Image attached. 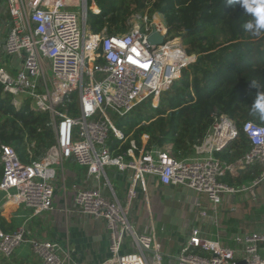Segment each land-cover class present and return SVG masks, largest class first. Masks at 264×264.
<instances>
[{"label":"built area","instance_id":"obj_1","mask_svg":"<svg viewBox=\"0 0 264 264\" xmlns=\"http://www.w3.org/2000/svg\"><path fill=\"white\" fill-rule=\"evenodd\" d=\"M3 1L8 18L5 32L0 31V85L16 107L28 101L33 110L48 114L55 145L27 164L11 147L0 145V209L13 202L31 211V218L53 211L57 170L67 161L96 180L106 179L105 168L131 171V195L133 188L145 190L146 177H152L163 188L184 187L205 198L206 204L194 199L195 224L186 225L187 238L177 255H167L171 264H264L260 251L264 232L239 230L231 237L232 248L218 236L223 233L220 215L234 211L236 195L248 194L255 201L256 188L264 183V124L242 125L250 149L233 164L214 156L237 135L234 122L225 116L186 158H174L170 145L145 150L132 141L123 154L111 151L113 139L125 140L112 117L125 118L144 103L158 108L162 93L195 62L179 37L168 33L163 45L151 46L147 39L152 30L164 35L168 28L150 22L147 15L140 18V25L129 23L124 33L109 36L104 29L93 34L87 21L90 12H100L92 8L94 0L90 6L88 0ZM69 105L74 106V116ZM225 121L232 125L231 136L216 143L212 140L216 127ZM146 141L144 136L143 144ZM253 166L261 170L253 182L239 187L223 182L227 174L238 175ZM74 209L105 224L108 257L100 264H150L149 256L151 264H162L155 227L143 222L131 225L125 209L116 200L105 199L100 189L76 191ZM198 223L215 228V239L206 237ZM24 244L40 264H80L68 246L31 235L25 225L12 233L0 230V258L8 264Z\"/></svg>","mask_w":264,"mask_h":264},{"label":"trees","instance_id":"obj_2","mask_svg":"<svg viewBox=\"0 0 264 264\" xmlns=\"http://www.w3.org/2000/svg\"><path fill=\"white\" fill-rule=\"evenodd\" d=\"M94 3L100 12H90L87 21L93 34L104 29L109 36L124 33L130 27V16L150 6L149 17L154 13L162 15L171 38H181L187 54L196 56L180 79L162 93L158 108L144 103L153 115L140 113L142 104L116 123L125 140L113 139L111 151L123 154L132 141L137 149L144 145L145 150L170 145L174 158H186L225 116L234 122L237 135L215 151L214 156L226 164L240 160L250 149L242 125L248 121L264 124L252 115L257 90L249 88L255 80L260 85L258 91L264 93V36L254 37L244 30L243 24L252 17L240 4L230 6L227 0H94ZM96 6H92L94 11ZM12 102L0 85V145L11 147L19 160L27 164L43 157L55 145V132L48 114L33 110L28 101L18 108ZM68 110L74 116V106L69 105ZM260 173V168L253 166L236 176L227 174L223 182L243 186ZM1 176L0 166V179ZM13 207L11 203L5 208L10 211ZM0 230L12 232L1 212ZM1 264L8 263L2 260Z\"/></svg>","mask_w":264,"mask_h":264},{"label":"crops","instance_id":"obj_3","mask_svg":"<svg viewBox=\"0 0 264 264\" xmlns=\"http://www.w3.org/2000/svg\"><path fill=\"white\" fill-rule=\"evenodd\" d=\"M8 18L4 9V1L0 0V31H4V23ZM4 35V34H2ZM170 147V146H168ZM106 179L96 180L87 175L85 169L76 167L71 161H67L57 170V178L54 181V210L38 217L31 218L30 213L21 205L14 204L16 211L9 216L8 224L12 226V232L22 225L31 235L44 240H54L63 247L68 246L72 251L74 261L80 264H100L108 257V235L105 224L88 217L81 216L74 209L75 192L81 189H100L101 195L109 200H116L126 211L128 222L137 227L139 223H151L156 230V244L160 246L162 264H171L170 258H174L184 245L187 238L186 225L195 224L196 215L192 206L193 201L199 195L184 187L163 188L155 178L146 177V189L133 188L132 172L119 173L114 168H105ZM236 176V175H235ZM109 183V186L107 185ZM107 185L104 189L103 186ZM60 192V194L58 193ZM193 194V200L185 205L184 193ZM248 195L239 196L237 210L231 216L220 215V225L223 233L209 225L198 223L206 237L215 239V235L222 237L223 245L232 248L231 237L239 230L248 232H264V183L256 188L255 201H250ZM1 198V197H0ZM199 198V197H198ZM248 199V200H247ZM201 204H206L200 199ZM245 203H248L246 205ZM228 211H223L222 213ZM245 217L240 220V216ZM221 213V214H222ZM5 220L7 218L2 214ZM233 222L239 227L229 228L223 222ZM243 224V225H241ZM228 228V230H226ZM162 234L161 242L158 241L157 231ZM220 230V232H222ZM11 232V233H12ZM169 232L168 234H165ZM226 233V235H225ZM164 248V250H161ZM261 254L264 255V244L260 245ZM28 245L24 244L14 254L16 259L32 260L40 264L39 259L31 255Z\"/></svg>","mask_w":264,"mask_h":264},{"label":"rangeland","instance_id":"obj_4","mask_svg":"<svg viewBox=\"0 0 264 264\" xmlns=\"http://www.w3.org/2000/svg\"><path fill=\"white\" fill-rule=\"evenodd\" d=\"M91 2H92V0H88V6H90V4H91ZM94 5L96 6V4L94 3ZM97 7V6H96ZM150 9H151V7L150 6H147L146 8H145V10L144 11H142V12H140V13H135V14H133V15H131L130 16V18L128 19V23H130L131 25H140V24H142L143 22H142V20H140V18H142L143 17V19H144V16L145 15H147L148 16V18H150L149 19V21L150 22H155V23H162V24H165L164 23V18L162 17V15H160L159 13H154V14H152V16L151 17H149V11H150ZM97 11H99V8L97 7ZM154 18H155V20H154ZM157 19V20H156ZM181 40V38H179V41ZM181 42H182V40H181ZM49 77L51 78L52 77V74L49 72ZM13 103V102H12ZM19 106L17 105V108H18ZM139 110H141V112L140 113H143V112H150V114H154L153 113V111L152 110H150L149 109V106H148V104H144V105H142L141 107H139ZM138 118H139V116L137 117V120H138ZM120 119L119 118H114V117H112V122L116 125V123L119 121ZM123 125V124H122ZM124 126V125H123ZM109 136H111V134L109 133ZM235 187H239V186H235ZM58 193L60 194V192L58 191ZM248 195V194H247ZM239 196H244V194H242V193H239V194H237L236 195V201H237V198L239 197ZM249 196V195H248ZM193 197H195L193 194H190V193H187V192H185L184 193V197H183V199L185 200V205L187 206V205H189L188 203L189 202H191L192 200H193ZM202 201H205V198L204 197H202V196H198ZM247 197V196H246ZM250 201H252L253 202V200H252V198L249 196V197H247ZM247 199V200H248ZM238 203L239 202H236V204H235V209L237 210V206H238ZM246 205H248V203H245ZM234 209V211H236ZM14 211H16V207H13V209H11L10 211H8L6 208H1L0 209V212L7 218V222H8V219H11V217H9V216H12V215H14ZM228 212L226 213H222L221 215L223 216V217H225V216H231L232 214H234L235 212H233V211H230V210H227ZM26 213H30L31 214V211H29V210H26ZM243 216H241V215H239L240 216V220L242 219V218H244L245 217V215H244V212H243V214H242ZM223 225H225V226H227V227H229V228H231L232 226V228H234V227H239V224H236L235 225V223H233V222H230V221H228V222H223ZM241 225H243V224H241ZM226 230H228V228L226 229ZM169 232H167V233H165V234H168ZM157 236H158V241L159 242H161V239H162V234L159 232V229H158V231H157ZM128 242V240H126V243ZM161 250H164V248H162ZM194 253H196L197 254V252L196 251H194ZM15 254V253H14ZM33 257H35L33 254H31ZM10 262V264H20L21 262H19V260L18 259H16L15 257H14V255H13V257L11 258V260L9 261ZM38 262V261H37ZM37 262H35L34 260H32L31 261V263L30 264H39V263H37ZM2 263V259L0 258V264ZM149 263L151 264L152 263V258H151V256H149Z\"/></svg>","mask_w":264,"mask_h":264},{"label":"clouds","instance_id":"obj_5","mask_svg":"<svg viewBox=\"0 0 264 264\" xmlns=\"http://www.w3.org/2000/svg\"><path fill=\"white\" fill-rule=\"evenodd\" d=\"M227 2L230 6L240 4L244 12L252 17L242 26L245 31L254 37L264 36V0H227ZM249 88L257 90L251 106L252 115L264 121V93L258 91L260 85L255 80L249 84Z\"/></svg>","mask_w":264,"mask_h":264},{"label":"bare ground","instance_id":"obj_6","mask_svg":"<svg viewBox=\"0 0 264 264\" xmlns=\"http://www.w3.org/2000/svg\"><path fill=\"white\" fill-rule=\"evenodd\" d=\"M177 41L178 40H175L172 45H174ZM216 128H217V134L215 135V137H212V140H214L216 143L223 142L224 140L228 139L231 136L232 125L229 122L225 121L224 123L219 124ZM11 203H9L8 205H10Z\"/></svg>","mask_w":264,"mask_h":264},{"label":"water","instance_id":"obj_7","mask_svg":"<svg viewBox=\"0 0 264 264\" xmlns=\"http://www.w3.org/2000/svg\"><path fill=\"white\" fill-rule=\"evenodd\" d=\"M167 35L168 31L164 35H160L155 29H153L147 41L151 46H161L165 42ZM190 57L192 59H196V56L194 54H192ZM231 139H228L223 146H225Z\"/></svg>","mask_w":264,"mask_h":264}]
</instances>
